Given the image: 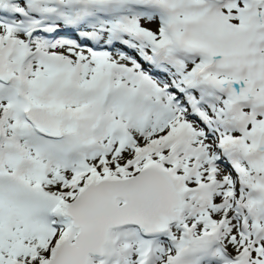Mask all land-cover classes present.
I'll return each mask as SVG.
<instances>
[{"label":"snow or ice","instance_id":"snow-or-ice-1","mask_svg":"<svg viewBox=\"0 0 264 264\" xmlns=\"http://www.w3.org/2000/svg\"><path fill=\"white\" fill-rule=\"evenodd\" d=\"M0 264H264V0H0Z\"/></svg>","mask_w":264,"mask_h":264}]
</instances>
